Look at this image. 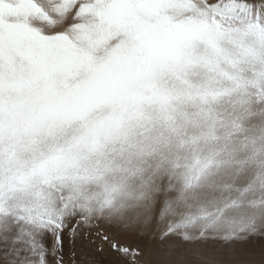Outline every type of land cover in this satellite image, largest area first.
<instances>
[{
	"label": "snow or ice",
	"instance_id": "6c2138e0",
	"mask_svg": "<svg viewBox=\"0 0 264 264\" xmlns=\"http://www.w3.org/2000/svg\"><path fill=\"white\" fill-rule=\"evenodd\" d=\"M145 234L264 264V0H0V264Z\"/></svg>",
	"mask_w": 264,
	"mask_h": 264
},
{
	"label": "rangeland",
	"instance_id": "374dc122",
	"mask_svg": "<svg viewBox=\"0 0 264 264\" xmlns=\"http://www.w3.org/2000/svg\"><path fill=\"white\" fill-rule=\"evenodd\" d=\"M137 240L136 246L139 247V249L143 252V261L142 264H171L170 260H167L165 263L161 262L159 258L163 257L161 254H159V251H157L154 248L155 241H151L153 238H156V235L153 237L152 235L145 234L140 237H135ZM132 244V242H130ZM252 244H254L252 242ZM149 252H152L150 254ZM158 257V258H157ZM98 259L100 260L101 264H115L117 257L114 254H110L107 251L101 255H99ZM184 264H195L191 260V258H188L185 260Z\"/></svg>",
	"mask_w": 264,
	"mask_h": 264
},
{
	"label": "bare ground",
	"instance_id": "6f19581e",
	"mask_svg": "<svg viewBox=\"0 0 264 264\" xmlns=\"http://www.w3.org/2000/svg\"><path fill=\"white\" fill-rule=\"evenodd\" d=\"M148 235L149 236L152 235L153 237L155 236L153 234H148ZM156 238H157V236H156ZM151 241H155L154 248L158 251L157 239L153 238ZM130 242H132L133 245L137 244V240H136L135 237H130L129 238V243ZM253 243L254 244L251 243L250 245H245L243 247H255L258 250L261 247V244L264 243V242L253 241ZM149 253L152 254V252H149ZM162 256L163 257L159 258V260L161 262L165 263L167 260H169L164 255H162ZM256 258L258 259V257H256ZM250 259L251 258L247 257V256L234 255L231 252H222L219 255H216L214 257L208 258V261L210 262V264H249ZM193 263L200 264V262H198V261H193Z\"/></svg>",
	"mask_w": 264,
	"mask_h": 264
}]
</instances>
